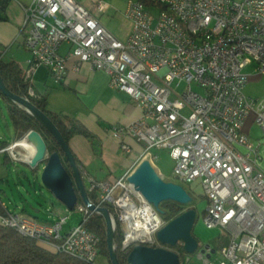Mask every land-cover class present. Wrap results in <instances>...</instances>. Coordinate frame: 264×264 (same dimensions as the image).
I'll return each mask as SVG.
<instances>
[{
    "label": "built area",
    "instance_id": "1",
    "mask_svg": "<svg viewBox=\"0 0 264 264\" xmlns=\"http://www.w3.org/2000/svg\"><path fill=\"white\" fill-rule=\"evenodd\" d=\"M91 1L100 11L110 8L103 0ZM24 11L30 64L46 67L58 84L70 59L75 71L88 64L105 72L110 86L142 109L135 121L113 127L121 148L131 151L126 136L143 143L140 161L151 160L162 176L154 149H166L175 163L173 182L200 181L207 199L205 226L221 228L230 238L219 251L202 246L203 264H264V99L245 94L246 67L254 65L264 76V0H129L125 15L132 31L126 41L77 0H33ZM64 43L72 45L68 55L60 53ZM252 111L260 128L256 140L244 131ZM1 151L13 160L30 158L23 140ZM131 173L106 181L86 176L95 203L112 206L127 253L137 244L161 246L157 232L167 223L133 191ZM0 207V225L53 252L100 264L101 237L85 224L63 233L69 216L44 224ZM189 207H197L194 198ZM77 210L91 212L84 204Z\"/></svg>",
    "mask_w": 264,
    "mask_h": 264
},
{
    "label": "crops",
    "instance_id": "2",
    "mask_svg": "<svg viewBox=\"0 0 264 264\" xmlns=\"http://www.w3.org/2000/svg\"><path fill=\"white\" fill-rule=\"evenodd\" d=\"M32 1L9 0L6 10L2 14L3 18L0 19V59L15 61L20 66L22 74L29 81V92H33L34 97L45 98L48 110L61 117L74 119L90 133V137L75 134L70 138L68 144L77 159L89 197L93 202H96L95 194L88 190L90 185L86 178L87 175L97 181L116 180L128 172H132L140 162L144 144L126 136L124 142L131 147V151L126 152L121 148V141L113 137L112 129L117 125H127L135 121L141 116L142 109L126 93L112 88L105 72L92 71L88 64H84L79 71H75V61L70 59L64 78L59 84L54 81L46 67L30 64L31 53L23 43L27 31V27L24 26V6L29 5ZM77 1L89 7L98 19L100 15L111 9L110 5L108 11H100L93 6L91 0ZM103 1L107 2V0ZM131 25L132 23L128 32L120 40L126 41L129 38L132 31ZM71 50L72 45L64 43L60 53L68 55ZM249 76V81L263 77L258 74H249ZM0 102L6 106L9 114L6 101L0 97ZM2 110L4 111V109ZM3 111L1 113L4 117ZM255 119L256 112L252 111L244 125V131L254 140L260 137V135L256 137L254 134V130L259 127ZM22 136L9 141L0 134V184L3 187L8 183L7 174L10 170L8 167L15 160L11 158L9 153L2 152L1 147L20 140ZM21 150L24 151V149ZM261 155L260 165L264 169V146L261 148ZM68 168L71 173L69 164ZM0 191V206L9 211L23 213L44 224L54 223L59 217L65 216L60 208H49L44 213L43 219L24 211L13 210L4 200L2 193L5 191L3 188ZM78 195L80 196L79 192ZM83 204L84 202L79 203L78 200L75 209L77 210V206ZM76 225L78 224L63 227V233ZM38 244L46 248L43 244ZM98 262L110 264L108 257L101 252V248Z\"/></svg>",
    "mask_w": 264,
    "mask_h": 264
},
{
    "label": "water",
    "instance_id": "3",
    "mask_svg": "<svg viewBox=\"0 0 264 264\" xmlns=\"http://www.w3.org/2000/svg\"><path fill=\"white\" fill-rule=\"evenodd\" d=\"M0 89L8 100L20 105L32 114L53 135L63 151L72 172L70 173L65 167L58 151L49 153L45 138L39 131L34 129L26 132L20 139L23 140L30 150V158L23 162L27 163L32 169H37L40 163H45L41 175L43 185L69 210L75 209L79 200V192L85 206L91 212L104 216L110 262L111 264H120L115 243L116 222L112 212L106 206H98L89 197L75 154L59 128L31 100L12 92L5 85L1 75ZM129 182L133 191L140 193L162 215L165 214V211L161 208V203L164 201H175L184 205H190L193 202V197L183 185L165 180L149 159H143L139 162L132 171ZM196 217L197 211L194 208L185 211L178 217L168 221L157 232V239L161 244L171 246H175L182 241L184 250L188 253H194L199 247V242L193 235ZM209 246V244L206 245V248ZM127 264H181V260L179 255L171 249L162 246L153 247L137 244L129 251Z\"/></svg>",
    "mask_w": 264,
    "mask_h": 264
},
{
    "label": "rangeland",
    "instance_id": "4",
    "mask_svg": "<svg viewBox=\"0 0 264 264\" xmlns=\"http://www.w3.org/2000/svg\"><path fill=\"white\" fill-rule=\"evenodd\" d=\"M107 2L111 5V9L100 15L99 19L115 37L122 39L128 32L131 24L130 20H128L125 15L129 0H107ZM158 12L157 10L156 13ZM245 72L252 75L257 74L254 65L246 67ZM184 87L185 84L181 85L179 90H183ZM245 94L252 98L264 99V76L258 79H251L245 88ZM2 109H4V111ZM1 111L4 112V117ZM0 134L9 141L18 137L12 121L9 118L6 106L2 104V102H0ZM254 134L256 137L260 135L259 127L254 130ZM17 151H21V149H17ZM21 152L23 153V151ZM154 153L157 155L156 164L165 177V180L174 181L173 168L175 163L168 150L154 149ZM44 167L45 163H40L37 169H32L27 163L21 160H15L11 166L8 167L10 169L7 174L8 183L4 187L0 184V189L3 188L5 191V193H2L4 200L11 209L24 211L38 216L41 219L44 218V213L49 208H60L63 210L65 216H69L64 228L69 225L80 224L83 217L82 213L76 209L68 210L67 207L43 185L41 175ZM183 185L189 190L197 203V207L194 208L197 211V217L193 228V235L198 240L199 247L194 253L185 251L186 254L182 260L184 264H203V261L198 258V251L202 246L209 244L212 249L219 251L222 247L228 245L230 238L228 237V232L221 228L209 229L205 226L203 215L207 199L203 194L200 181H196L190 185ZM59 219L60 217L58 220ZM213 256L216 257L217 253H214Z\"/></svg>",
    "mask_w": 264,
    "mask_h": 264
},
{
    "label": "trees",
    "instance_id": "5",
    "mask_svg": "<svg viewBox=\"0 0 264 264\" xmlns=\"http://www.w3.org/2000/svg\"><path fill=\"white\" fill-rule=\"evenodd\" d=\"M9 0H0V19L5 12ZM148 4V2H146ZM0 75L5 85L14 93L31 100L37 107L45 112L52 121L59 128L65 140L68 142L75 134H82L90 137V133L74 119L61 117L60 115L51 112L47 108V101L45 98L34 97L29 93V81L25 75L22 74L20 66L15 61H4L0 59ZM0 97L6 103L9 111V117L18 136L24 135L31 129L39 131L46 140L49 153L58 151L61 154L63 164L68 168L66 157L58 145L53 135L46 130L43 125L29 112H27L20 105L8 100L0 89ZM8 146L3 145L1 148ZM78 163V162H77ZM69 169V168H68ZM94 200V198L92 197ZM96 201V200H95ZM79 203H83L79 196ZM112 215L114 211L112 206L105 204ZM161 208L165 211L162 215L167 222L183 214L185 211L192 209L188 205L180 204L175 201H164L161 203ZM81 223L85 224L90 230L96 232L101 237V252L106 255L110 261L108 244H107V229L106 221L102 214L88 213L83 215ZM123 238L122 226L117 222L115 231V243L117 247V254L120 264H127V251L122 249L121 243ZM162 247L171 249L176 252L184 264L183 257L186 254L184 244L180 241L177 245L171 246L161 244ZM0 264H87L84 261L69 256L64 253H56L46 249L38 244V242L30 237H26L18 233L10 227L0 225ZM111 264V262H110Z\"/></svg>",
    "mask_w": 264,
    "mask_h": 264
},
{
    "label": "bare ground",
    "instance_id": "6",
    "mask_svg": "<svg viewBox=\"0 0 264 264\" xmlns=\"http://www.w3.org/2000/svg\"><path fill=\"white\" fill-rule=\"evenodd\" d=\"M158 171V170H157Z\"/></svg>",
    "mask_w": 264,
    "mask_h": 264
}]
</instances>
